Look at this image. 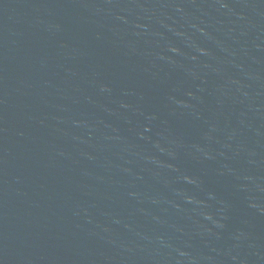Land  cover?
I'll return each instance as SVG.
<instances>
[{"label": "water", "instance_id": "95a60500", "mask_svg": "<svg viewBox=\"0 0 264 264\" xmlns=\"http://www.w3.org/2000/svg\"><path fill=\"white\" fill-rule=\"evenodd\" d=\"M0 264H264V0H0Z\"/></svg>", "mask_w": 264, "mask_h": 264}]
</instances>
